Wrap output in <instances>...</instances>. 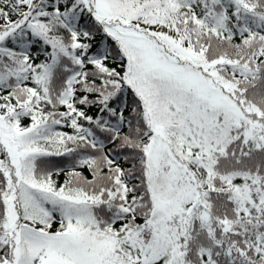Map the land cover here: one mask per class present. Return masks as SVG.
Returning <instances> with one entry per match:
<instances>
[{"label": "snow or ice", "instance_id": "obj_1", "mask_svg": "<svg viewBox=\"0 0 264 264\" xmlns=\"http://www.w3.org/2000/svg\"><path fill=\"white\" fill-rule=\"evenodd\" d=\"M0 264H264V0H0Z\"/></svg>", "mask_w": 264, "mask_h": 264}, {"label": "trees", "instance_id": "obj_2", "mask_svg": "<svg viewBox=\"0 0 264 264\" xmlns=\"http://www.w3.org/2000/svg\"><path fill=\"white\" fill-rule=\"evenodd\" d=\"M67 130V129H66ZM57 159H63V158H57Z\"/></svg>", "mask_w": 264, "mask_h": 264}]
</instances>
